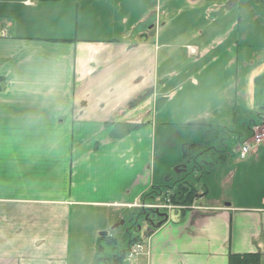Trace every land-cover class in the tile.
Returning <instances> with one entry per match:
<instances>
[{
	"label": "crops",
	"instance_id": "crops-1",
	"mask_svg": "<svg viewBox=\"0 0 264 264\" xmlns=\"http://www.w3.org/2000/svg\"><path fill=\"white\" fill-rule=\"evenodd\" d=\"M202 2L0 0V264H96L100 233L150 208L166 76L181 68L162 36ZM119 124L141 128L114 141ZM234 153L195 181L200 209L135 235L145 254L131 264H264V145Z\"/></svg>",
	"mask_w": 264,
	"mask_h": 264
},
{
	"label": "rangeland",
	"instance_id": "rangeland-1",
	"mask_svg": "<svg viewBox=\"0 0 264 264\" xmlns=\"http://www.w3.org/2000/svg\"><path fill=\"white\" fill-rule=\"evenodd\" d=\"M204 1L205 4L217 2L213 17L210 13L205 15L207 8L202 2L204 7L188 10L202 13L201 19L195 21L193 13L186 19L172 16L171 32L162 36V43H168L169 66H181L166 76L165 92L171 103L163 112H167L164 119L156 122L152 171L156 183L159 181L162 186L169 187L177 180L176 168L171 163L181 158L183 145L201 144L205 140L207 123L236 130L254 121L264 108V88L257 91L254 83L256 78L264 76V0ZM190 80L202 82L203 86L200 90H190ZM238 144V136L231 135L226 142L228 158L237 159L234 150ZM197 187L202 186L197 184ZM155 202L154 206L159 205ZM133 217L132 222L130 217L122 220L115 232L100 233L109 235L102 237L105 248L102 257L113 254L114 243L108 246L107 238L130 236L129 232L138 230L139 226L145 229L159 220L154 209L139 210ZM131 263L127 260L125 264Z\"/></svg>",
	"mask_w": 264,
	"mask_h": 264
},
{
	"label": "trees",
	"instance_id": "trees-1",
	"mask_svg": "<svg viewBox=\"0 0 264 264\" xmlns=\"http://www.w3.org/2000/svg\"><path fill=\"white\" fill-rule=\"evenodd\" d=\"M255 86L257 91H263L264 76L256 79ZM165 102L166 100L160 101L157 104L156 109L161 110L164 107ZM261 111H264V108H262ZM260 117L261 115L257 117V120H260ZM205 127L207 129L206 138L201 144L183 145L182 147L183 164L187 168L186 172L182 173L177 178V181L173 186L154 188L148 196L144 197L145 200L149 199L148 202L152 203L154 199L162 197L175 205H191L198 197V193L191 187L187 178L190 175H193L194 172L200 173V176L201 174L208 175L211 172V169L208 167L216 166L221 163V160L227 159L225 152L226 142L233 132L235 135H240V137H249L251 135V127L248 124H245L236 130H231L230 127L225 128L223 126L217 128L215 126L206 125ZM140 128L141 125L119 124L114 128L110 136L112 140L118 141L124 139ZM208 128L210 130H208ZM129 234L131 235L125 236L121 239H107L109 245L114 243V246H112L113 254L107 256V258L102 257L101 254L103 253L104 248L100 247L96 264H125L129 248L133 246L135 241H139L137 238L133 239L134 235L131 232H129ZM228 264H262V256L260 254H230L228 257Z\"/></svg>",
	"mask_w": 264,
	"mask_h": 264
},
{
	"label": "built area",
	"instance_id": "built-area-1",
	"mask_svg": "<svg viewBox=\"0 0 264 264\" xmlns=\"http://www.w3.org/2000/svg\"><path fill=\"white\" fill-rule=\"evenodd\" d=\"M262 143H264V128L260 132L255 134L251 144L248 143V144H245V146L242 147L241 157L244 158L245 156H247L250 153V150L252 149L253 146H259ZM141 252H142V247L141 246H137L131 252L130 257H137L138 255L141 254Z\"/></svg>",
	"mask_w": 264,
	"mask_h": 264
},
{
	"label": "water",
	"instance_id": "water-1",
	"mask_svg": "<svg viewBox=\"0 0 264 264\" xmlns=\"http://www.w3.org/2000/svg\"><path fill=\"white\" fill-rule=\"evenodd\" d=\"M185 170H186V168L184 167V171H185ZM184 171H183V172H184ZM176 172H177V175H179V174H180V171L176 170ZM159 227H160V226H159ZM101 236H102V237H106V236H107V234H102Z\"/></svg>",
	"mask_w": 264,
	"mask_h": 264
}]
</instances>
